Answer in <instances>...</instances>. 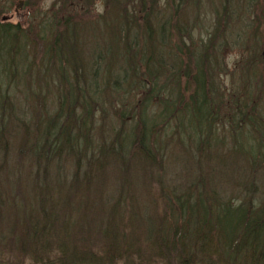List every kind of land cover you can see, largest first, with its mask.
Returning <instances> with one entry per match:
<instances>
[{
  "label": "trees",
  "instance_id": "obj_1",
  "mask_svg": "<svg viewBox=\"0 0 264 264\" xmlns=\"http://www.w3.org/2000/svg\"><path fill=\"white\" fill-rule=\"evenodd\" d=\"M234 1L248 9L259 7L264 14V0ZM234 1L220 0L217 8L226 10ZM134 3L130 4L132 10H129V5L126 7V13L132 12V16L125 19L115 8L117 34H113L111 27L106 29L112 36L113 45L107 46L104 55L91 51V59L95 56V61L86 63L89 71L85 70V63L77 60L75 72L71 76L64 73L60 66L65 67L68 60L60 55L56 59L54 53L63 38H70L69 23L65 24L66 35L60 31L55 34L50 54L51 62L58 61L59 67L47 78L50 88L44 86L54 93L55 111L45 125L40 122L35 125V142L28 145L29 154L22 160L28 161L26 164L29 166L21 178L24 174L26 179L33 174L34 180L28 194L22 195L27 201L22 218L14 225L12 215L4 216V240H0V245L4 244V255L0 254V264H117L126 255L136 258V263L129 264H211L214 260L217 264H264V197L261 195L257 199L259 193L255 190L256 185L253 186V180L248 182L251 188H248L247 181H237L236 187L244 185L246 191H236L232 197H227V189L222 190L223 185L206 183L212 170L205 172L208 169L204 167L210 163L207 153L218 146L213 125L223 119L232 140L245 129L249 130L251 147L250 154L246 156L247 160L250 158L249 168L254 175L264 167V117L261 114L264 65L260 67L261 62L264 64V52L251 58L249 69L248 63L240 69L243 84L239 81V85L242 88L226 94V89L211 72L214 67L210 68L208 57L188 45L197 27L189 28L179 21H186L185 15L189 17L193 10L191 4L196 5L194 1L165 0L159 4L156 0H138ZM155 3L167 6L177 18L164 16L161 19L155 12L148 15L147 7L153 10ZM228 10L235 9L230 7ZM137 11H143L141 48L139 40H136L137 31L131 24L137 20ZM49 27H43L39 32L43 35H38L18 24L0 23V125L6 113L12 117L11 112L16 108L3 86L5 83L7 87L13 85L10 79L14 80V85H20L18 78H25L32 72V64L27 62V57L34 53L36 43L45 42L44 33L52 31ZM182 55L188 57L185 66ZM167 62L172 63L168 69L172 82H169V88L162 89L157 77L164 75L163 68ZM205 65L208 74L204 70ZM96 67L97 72L94 70L92 73ZM36 73L46 79L41 70ZM208 75L210 81L206 83ZM182 76L187 86L194 87L188 102L178 88ZM53 77H56V83ZM58 79L61 80L60 85ZM71 80L85 87L78 90L70 86ZM35 84L40 85L37 81ZM55 85L57 88L53 90ZM44 88H35V91L42 92ZM253 89L255 93H252ZM106 90L110 91L108 99L115 102L112 107H119V102L126 98L137 99L139 102L135 109H138V114L126 112L136 121L130 131L123 126L129 123L121 121L120 129L108 135V142L101 132L97 133L95 143L90 138L97 128L95 111L100 116ZM35 91L26 89V95L39 98L41 95L35 96ZM193 105L200 124V139L188 137L194 144V160L198 163L206 155V164H196L195 175L190 173L186 181H175L177 179L174 178L166 184L168 166H172L174 161L168 160L170 152L164 160L165 149L158 155L155 149L157 139H167L169 146L176 140L183 146L184 142L178 136L181 122L176 121V117L180 112L192 109ZM202 107L204 112H201ZM27 128L29 125L26 123L23 129ZM32 130L28 129V133ZM168 130L169 134L166 133ZM202 131L205 132L202 134ZM3 133L2 125L0 137ZM56 137L63 139L62 145L58 144ZM232 142L233 148L237 143ZM252 146L256 147L254 151ZM34 150L43 153L35 154ZM44 153L46 156L42 161ZM63 159L72 163L70 172L64 171V174L60 169ZM190 163L187 159L185 167ZM91 165L93 168H88ZM160 165L156 176V167ZM143 166H149V169L145 171ZM20 168V172L24 171L23 163L17 164V169ZM51 169L54 180L69 182L62 194L56 193H61V187L49 186L47 182L52 177ZM14 172L15 168L9 170L4 167V182ZM38 172L44 175L45 182L37 180ZM105 176H112L115 181L108 183L100 179L97 184L92 182ZM145 176L149 181L143 180ZM48 188H56V192ZM6 202H12L9 194H6ZM8 205L4 204V208L7 209ZM141 238L144 241H140ZM141 242L145 248L139 246Z\"/></svg>",
  "mask_w": 264,
  "mask_h": 264
},
{
  "label": "rangeland",
  "instance_id": "obj_2",
  "mask_svg": "<svg viewBox=\"0 0 264 264\" xmlns=\"http://www.w3.org/2000/svg\"><path fill=\"white\" fill-rule=\"evenodd\" d=\"M169 1L170 0H168V2ZM192 1H194L196 5L191 4L193 10L188 14L189 17L185 15L186 21L183 19L179 20L181 21V24L183 23V25H187L189 28L197 27V29L193 32L191 40L188 41L189 47L191 49H195L194 51H197V53L199 51L204 52L206 58L208 57L210 60V68L214 67V71L212 70L211 72L214 73L216 81L221 84V87L226 89V94H228L229 91L231 93L234 89L240 90L242 86L239 85V81H241L243 84V80L240 75V69L246 67L247 63L249 69L252 65L251 58L256 56L258 57V55H261V53L264 52L263 12L261 13L259 7H256L257 9H248L246 7L240 6L236 4L234 0L231 5L229 4V6L235 10H228L230 7L226 10H220V8H217L220 4V0ZM221 1L225 2L226 0ZM255 1L259 2L260 0ZM133 2L136 4L138 0H0V23L18 24L19 26H22L24 30L32 31L38 35H43V33H39L43 27L50 25L51 27H49V29H52L50 34L44 33L45 36L43 37L45 38V42L42 44L36 43L37 47L34 53H30L27 57V62L32 64L31 66L34 70L32 69V72L30 74L28 73L29 75L26 74L27 76H25V78H18L21 84L14 85V80L10 79L9 82L13 85L7 87L4 78L2 79L5 83V85L3 84V88L6 92H4L8 94L10 101H12L13 104L15 103L16 108L13 110V112H11L12 117L6 113L2 124L0 125H3L4 132L3 136L0 137V240H4V216L12 215V224L15 225V221L17 222V220L22 218L23 211L25 209L23 206H26L27 204V201L22 195L28 194V188L33 184L34 175L29 174L26 179L24 174L21 178L22 173L25 172L26 167L29 166V164H26L28 161L22 160L26 159V156L29 154L28 145L31 146L35 142L36 137L34 135L36 128L34 127L38 122L45 125L55 111L52 101L54 93H50L44 88V86H49L50 88V82L47 80V78H50L51 72H56L57 68L59 67L57 64L58 61L51 62L50 54L52 52L51 48H53L55 41V34L60 31L62 33L64 32L63 34L66 35L65 24L69 23L71 28L70 38H63L61 43L57 46V50L55 49L54 53V57L56 59H58V56L60 55L64 59L68 60L65 67L63 65L60 66L64 68V73H66L68 76H71L77 68L75 67V62L77 63V60H81L82 64L85 63V70L89 71L86 63L90 62L91 60L92 62L95 61V56L94 59H91V51H99V54L104 55L107 46L113 45L111 40L112 36L111 34L108 35L106 29L111 27L113 34H117L115 25L118 24V18L115 15V8L118 10V14H120V16L125 19L132 16V12L129 11L130 13H126V7L129 5V10H132L130 4ZM150 2L153 3L154 1ZM156 2L162 4L165 2V0H156ZM158 3L154 4L155 6H153V10L150 9V6L147 7L148 15H150L151 12H155V15L161 19L164 18V16L167 18L169 16H172L175 19L177 18L175 13L173 14V11L168 9L167 6L163 7ZM241 8L244 10H240ZM180 15L178 18H180ZM136 18L137 20L134 21V23L131 22V24L135 27V31H137L136 40H139V45L141 48L143 39H140V26L144 23L143 11H137ZM58 22H61V24L58 25ZM141 27V29H143V26ZM189 28H187V30ZM224 34L225 36L222 37ZM182 57L185 62V64L183 62L181 63V66L183 67V64L184 66L187 64L188 57L186 55H182ZM203 60H205L204 56ZM257 61H259V59H257ZM195 62H198V59L195 58ZM203 63L206 62L204 61ZM171 64L172 63L167 62L165 64L166 68H163L164 75L157 77V83L159 86H162V89L166 88V86L169 88L170 83L172 82V78L170 80V74L168 72ZM263 65L264 64L261 62L260 67H263ZM81 67L83 68L82 65ZM40 70L46 79H44L40 74L36 73ZM94 70L97 72V67L92 69V73ZM204 70L206 74H208L206 65ZM86 78L89 79L88 76ZM167 78H169V81ZM53 80L56 83V77H53ZM36 81L37 84L40 85L37 86L35 84ZM57 81L60 85L61 80L58 79ZM67 81L68 79H66V82ZM209 81L210 79L208 75L206 83ZM70 86H73L78 90L79 88L81 89L85 87L82 85V83L75 84L73 80H71ZM35 88H44V91H35ZM52 88L55 90L57 85L52 86ZM178 88L182 93L184 100L188 102L194 87L187 86L185 78L182 76ZM26 89H30L32 92L35 91V96H41H39V98H35L30 95H26ZM106 93L107 95L103 99V104L100 109V116H97L98 111H95V117H97L95 123L97 124V128L95 130L96 133L92 131L93 133H91L92 136L90 137L95 143L98 139L97 133L101 132L103 133L104 137H107L106 142H108V135L111 134L112 131L114 132L120 129L121 121L122 123H129L126 126L123 124V126L124 129L130 131V127H132L136 121L135 119L132 120V117H128L126 112L132 111L133 115L138 114V109H135L136 103L139 102L137 99L126 98L122 103L119 102V107H117V105L112 107L115 102L111 99H108L110 97V91L106 90ZM252 93H255V89L252 90ZM257 100L256 102L258 104L260 97ZM153 111L156 110L153 109ZM195 111L196 108L195 105H193L192 109H187L184 112H180V114H178L176 117V121L181 122V127L178 129V136L181 141L184 142L182 143L183 146H180V143L176 142V140L172 143V146H169L170 142L167 139L164 141H162V138L160 137L157 139L158 144L156 145L155 149H157L158 155H160L162 150L165 149L166 151L163 153L164 160L166 159V154L170 152L168 154V157H170L168 160L172 159V162L174 161L172 166H168L169 175L167 174L166 176V184H170V180L174 178L177 179L175 181H186V177H189L190 173H192V176L195 175L196 164L200 166H204L206 164V155L198 163H196L193 158L195 157L196 159V156L194 155V144L190 140V137H188L189 135L193 138V140L200 139V124L197 121L198 119H196L197 112ZM204 111L205 109L202 107L201 112ZM261 114L264 117V99L263 113ZM26 123L29 125V128L23 129L24 125L26 126ZM28 129L33 130L28 133ZM213 129H215V143L218 144V146L216 148H212L207 153V155L210 157V163L204 166L205 170L208 169V171L205 172H210L212 170V174L207 177L205 180L206 183L209 185H223L222 190L227 189L226 196L232 197V193H235L236 191L241 193L246 191L244 185H241L242 187H236L237 181H247L248 186V182L253 180V186L256 185L255 190H257L259 193L257 195V199H259V196L261 195L264 197V167L258 166L261 167V169L260 171L257 170L256 174L254 175L253 171L251 170L252 168H249L250 158L248 157L247 160L246 156L250 154L251 147L249 130L245 129L238 138H234V140H232L231 135L226 132V130H228V126L224 119L221 120L219 124H214ZM169 131L170 130H168L166 133L169 134ZM204 132L202 131L201 133L203 134ZM56 141L59 145L63 144V139L61 137H56ZM232 141L237 143V145L233 148ZM196 144H199V142ZM255 146L257 147L256 143ZM255 146H252L253 151L256 149ZM136 147L137 145L134 146V148ZM33 152L35 154L40 153V155L43 153L42 151L37 152L36 150ZM44 156H46V153L43 154L41 159L42 161L45 160ZM244 156L246 157V160L243 159ZM187 159L191 163L188 165V167H185L184 162H186ZM132 161L133 160L131 159V162ZM247 162L248 165L245 164ZM253 162L254 161L252 160V163ZM20 163H23L24 165V171L22 170L21 172V168L17 169V164ZM62 164L63 165H61L60 168L62 174H64V171L70 172L69 169L71 168L72 163L68 159H63ZM258 164L260 165V163ZM132 165L133 163H130V166ZM161 166L162 165H160L159 168L156 167V176H158V171L160 170ZM245 166H247V169ZM4 167L9 170L11 168H15L13 176L5 182ZM143 167L145 168V171L149 169V166ZM88 168H93V165ZM84 169L85 168L83 167V170ZM171 171L173 172L170 173ZM51 173L52 177H50L47 182L49 186H58L59 188L61 187V193L56 192V188L48 189L50 191L56 192L57 194H62V192L66 191L69 182L54 180L52 169ZM88 173L90 174L89 171ZM177 176H179V178H177ZM245 176L247 177V180H245ZM100 179H103L102 181L108 183L115 181L112 176H105L104 178H99L92 182L97 184ZM37 180L45 182V177L41 172H38ZM143 180L149 181L146 176L143 177ZM153 182H155V180ZM213 186L215 188H219L220 190V187L216 185ZM248 188L251 187L248 186ZM11 191L13 192L12 194H10ZM23 191H25V193ZM4 193L9 194V199L12 202L4 203L6 197V194ZM148 196L151 195L149 194ZM238 198L242 200L240 195H238ZM32 202H34V200H32ZM4 204H9L7 209L4 208ZM31 204L34 205V203ZM101 212L100 214H102ZM92 228H94V226ZM134 237L137 239L140 238V236ZM140 241L144 240L141 238ZM139 246L145 248L143 242L139 243ZM1 253L4 255V244L0 245V254ZM2 259L4 261V256ZM135 259L136 258L133 256L130 258L128 255L122 256L118 261L119 263L117 264H129L130 262H135ZM211 264L217 263L214 260L211 261Z\"/></svg>",
  "mask_w": 264,
  "mask_h": 264
}]
</instances>
